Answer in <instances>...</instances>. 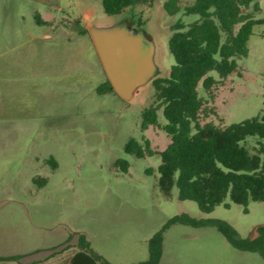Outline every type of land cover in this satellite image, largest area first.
I'll return each instance as SVG.
<instances>
[{"label":"rangeland","instance_id":"374dc122","mask_svg":"<svg viewBox=\"0 0 264 264\" xmlns=\"http://www.w3.org/2000/svg\"><path fill=\"white\" fill-rule=\"evenodd\" d=\"M164 2L136 1L120 14H108L102 0H59L57 6L0 0V254L38 249L23 262L64 264L73 250L51 255L47 248L83 233L115 264L141 262L148 258V240L171 218L187 214L201 223L170 225L160 264H264L258 253L234 248L212 224L223 220L237 236L253 237L264 225V201L242 205L227 196L203 212L195 201L181 200L177 186L170 197L163 195L158 154L139 158L125 152L131 137L148 139L154 151L170 141L158 125L141 128L152 81L130 101L114 90L97 91L107 75L82 27L135 23L154 41L157 76H165L175 63L168 44L172 25L197 15H170ZM192 2L181 0V6ZM257 3L259 10L254 2L245 10L264 20V0ZM35 14L51 24H38ZM248 48L237 59L241 75L229 74L213 89L215 114L201 115L202 122L226 126L264 111V22L254 25ZM159 120L165 122L161 111ZM262 143L257 135L242 141L252 153ZM118 158L129 161L126 172L116 166Z\"/></svg>","mask_w":264,"mask_h":264},{"label":"trees","instance_id":"16d2710c","mask_svg":"<svg viewBox=\"0 0 264 264\" xmlns=\"http://www.w3.org/2000/svg\"><path fill=\"white\" fill-rule=\"evenodd\" d=\"M40 1L50 6L59 4V0ZM136 1L142 0H102V4L106 13L120 14ZM252 2L254 11L259 10L257 0H193L184 7L181 0H165L163 6L170 15L181 11L197 15L189 23L178 20L172 25L168 44L175 63L167 75L152 80L153 98L142 110L141 128L158 125L170 141L159 151L151 148L148 139L142 142L131 137L124 146L126 153L139 158L158 154L161 161L157 183L163 195L170 197L173 187L177 186L179 198L195 201L203 212L214 210L227 196L242 205L264 201V143L256 153L242 144L249 135L264 138V111L226 126L201 121V115L215 114L214 106L210 105L215 97L213 89L224 84L229 74L241 75L237 59L248 54V40L254 25L264 22L245 10ZM35 19L38 24L44 23L37 14ZM81 31L89 33L86 27ZM199 86L205 96L199 94ZM106 90H113L108 78L97 87L99 93ZM159 111L165 118L164 123L159 120ZM115 164L124 172L130 166L124 158H118ZM174 223L198 225L201 222L187 214L171 218L148 240V258L128 264H160L165 230ZM212 224L234 248L256 252L264 259V225L257 227L255 236L244 238L237 236L226 221L214 220ZM47 250L51 255L73 250L64 264H115L96 252L83 233L71 234ZM37 251L0 254V264H25L23 258Z\"/></svg>","mask_w":264,"mask_h":264},{"label":"water","instance_id":"95a60500","mask_svg":"<svg viewBox=\"0 0 264 264\" xmlns=\"http://www.w3.org/2000/svg\"><path fill=\"white\" fill-rule=\"evenodd\" d=\"M113 90L130 101L160 72L156 45L147 31L132 22H93L87 26Z\"/></svg>","mask_w":264,"mask_h":264},{"label":"crops","instance_id":"0c3cea01","mask_svg":"<svg viewBox=\"0 0 264 264\" xmlns=\"http://www.w3.org/2000/svg\"><path fill=\"white\" fill-rule=\"evenodd\" d=\"M43 20V19H42ZM44 21V23H48V24H51V22H48V21H45V20H43ZM76 22H79L77 19H76ZM44 23H42V24H44ZM77 31H78V29H76ZM79 32V31H78ZM81 34H86V33H83L82 31H81ZM37 49H39V47H35L34 49H32L33 51H36ZM8 255V254H7ZM162 259V258H161Z\"/></svg>","mask_w":264,"mask_h":264},{"label":"flooded vegetation","instance_id":"af4514ba","mask_svg":"<svg viewBox=\"0 0 264 264\" xmlns=\"http://www.w3.org/2000/svg\"><path fill=\"white\" fill-rule=\"evenodd\" d=\"M147 36L150 38L149 34Z\"/></svg>","mask_w":264,"mask_h":264}]
</instances>
